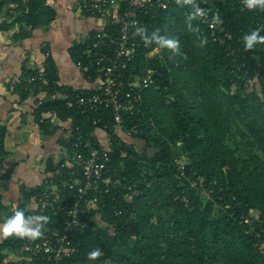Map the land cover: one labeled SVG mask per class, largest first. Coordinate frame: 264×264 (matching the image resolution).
<instances>
[{"label": "trees", "instance_id": "trees-1", "mask_svg": "<svg viewBox=\"0 0 264 264\" xmlns=\"http://www.w3.org/2000/svg\"><path fill=\"white\" fill-rule=\"evenodd\" d=\"M48 1L0 0V32L12 30V40L20 42L48 28L56 18ZM197 2L210 13L207 22H193L198 32L187 27L189 9L174 0H167L164 10L136 14L150 31L160 28L162 35L179 41L177 53L145 47L136 37L135 60L124 72V81H140L132 92L136 110L123 114L119 130L138 143L109 130L110 109L82 113L67 108L50 57L42 68L45 82L30 81L39 70L21 68L11 93L20 104L33 98V127L41 135L52 136L67 126L68 158L54 165L49 161L50 177L23 189L14 210L3 207L0 195V223L20 207L29 215L51 218L45 233L62 229L63 217L41 210L39 199L56 187L59 198L73 201L74 192L62 186L73 178V144L82 140L86 147L79 151L85 153L101 147L96 133L105 126L109 135L106 182L86 197H97L96 209L79 214L80 225L69 236L73 253L59 264H264V45L245 51L242 43L244 34L264 27V11H248L241 0ZM215 13L222 23L212 19ZM203 37L207 43L201 46ZM93 38L94 31L68 50L72 63H81L88 85H95L101 74L82 54ZM146 77L150 83L141 84ZM6 134L0 124V164L13 156L5 150ZM150 148L154 154L145 157ZM12 172L6 170L4 177ZM31 202L38 204L35 210L27 208ZM43 237L3 238L0 264H50L22 251ZM97 247L103 255L89 261L88 252ZM9 252L20 259L6 261Z\"/></svg>", "mask_w": 264, "mask_h": 264}, {"label": "built area", "instance_id": "built-area-1", "mask_svg": "<svg viewBox=\"0 0 264 264\" xmlns=\"http://www.w3.org/2000/svg\"><path fill=\"white\" fill-rule=\"evenodd\" d=\"M77 7L81 13L103 20V24L94 30L92 43L86 45L82 52L87 65L100 69L101 74L95 82L96 93L70 92L68 87L63 85L62 98L66 101L67 108H76L82 113L110 109L112 122L109 130L117 132L123 123V114H132L136 110V98L132 92H136L140 86V81H124V72L128 65L134 62L139 46L131 24L133 21L139 23L136 17L138 12L149 14L156 9H166L167 0H77ZM209 28L214 29V24L209 25ZM44 57H49L48 51ZM75 67L82 71L81 63H77ZM35 80L45 82L43 69L39 70L36 78H30L31 82ZM148 83L149 77L141 81L143 85ZM46 118L51 122L55 119L52 115H47ZM105 129L107 126L99 131L105 135L104 142L99 140L100 148H91L83 153L79 151L86 147L82 140L77 139L73 144L76 150L70 157V162L75 165L70 172L73 178L62 186L74 192V200L70 202L59 198L56 187L50 193L53 198L45 191L39 199L40 209L49 210L55 216L61 215L64 227L48 231L40 241L25 244L22 247L24 253L32 257H42L50 264H59L73 253L69 236L72 230L80 225L79 214L96 209L97 197L90 200H86V197L92 189L98 187L99 182H106L104 173L109 161V135L104 132Z\"/></svg>", "mask_w": 264, "mask_h": 264}, {"label": "crops", "instance_id": "crops-1", "mask_svg": "<svg viewBox=\"0 0 264 264\" xmlns=\"http://www.w3.org/2000/svg\"><path fill=\"white\" fill-rule=\"evenodd\" d=\"M70 3L73 4L74 11L78 15L92 20H101L86 17L79 12L77 0L48 1V4L54 9L56 7L65 9ZM94 30L93 27L83 28L84 32L77 43L86 42L89 34ZM12 34V30L7 33L0 32V124L7 128L5 150L13 155L10 160L0 164V195L2 205L7 211L17 207L23 189L35 188L46 182L51 175L46 173L49 161L54 165L60 160L68 158L64 147L67 126L64 125L62 131H58L52 136L41 135L33 127L31 115L33 98L20 104L18 97L11 93L21 68L25 66L29 69H42L45 61L44 54L48 51L49 57L55 65L59 84L78 90L97 88V85H88L85 82L81 71L75 67L71 60L74 69L69 67L63 59L65 56L70 59L68 50L73 44L69 46L62 44L60 51H52L46 42V44L36 42V30L29 39L20 42H14L11 38ZM98 133L100 132H97L96 136ZM8 169H13V172L8 177H4V173ZM33 204V202L29 203L27 208L33 209L31 207ZM1 223L3 222L1 221ZM7 255L6 261H10L8 257H12L14 253L9 252Z\"/></svg>", "mask_w": 264, "mask_h": 264}, {"label": "clouds", "instance_id": "clouds-1", "mask_svg": "<svg viewBox=\"0 0 264 264\" xmlns=\"http://www.w3.org/2000/svg\"><path fill=\"white\" fill-rule=\"evenodd\" d=\"M177 6L189 9L187 13V27L191 31L198 32L199 29L193 28L194 21L207 22L209 19V10L200 6L197 0H174ZM242 5L248 11H264V0H241ZM212 19L216 23H222L219 13H215ZM131 27L134 28L133 35L139 37L145 47H155L158 50H171L179 52V41L161 34L160 28H154L151 31L144 25L133 21ZM264 27L253 29L242 37V43L245 51H253L258 45H264V35H261ZM201 46L207 43V38L203 37L200 41ZM36 209L38 205L31 206ZM51 218L44 214H27L25 209L18 207L14 213L0 223V239L15 237L18 239H28L35 241L43 237L47 225ZM103 255L100 248H93L87 254L89 261H96Z\"/></svg>", "mask_w": 264, "mask_h": 264}, {"label": "rangeland", "instance_id": "rangeland-1", "mask_svg": "<svg viewBox=\"0 0 264 264\" xmlns=\"http://www.w3.org/2000/svg\"><path fill=\"white\" fill-rule=\"evenodd\" d=\"M74 9L75 8L73 4L71 3L66 6L65 9H59L58 7H56L55 10L57 14L55 20L48 26V28L36 31V42H39V44L43 42L44 44L47 43L52 51H60L62 49V44L64 46H69L80 41L82 32L86 30L85 29L83 31V28L93 27L94 29H96L103 23V21L101 20L84 18L83 16L78 15L74 11ZM12 43L14 42L12 41ZM63 59L68 63L69 67H71L72 69L75 68L69 58L65 56V58ZM116 133L120 134L121 137L128 143H138L128 136L124 135L121 130H118ZM97 137L101 142H104V134L100 132L98 133ZM179 164H182V162H179ZM8 259L16 261V259H20V256L18 254H14L12 255V257H8Z\"/></svg>", "mask_w": 264, "mask_h": 264}, {"label": "water", "instance_id": "water-1", "mask_svg": "<svg viewBox=\"0 0 264 264\" xmlns=\"http://www.w3.org/2000/svg\"><path fill=\"white\" fill-rule=\"evenodd\" d=\"M207 2H212V1H220V0H206ZM223 1V0H222ZM155 149L150 148L145 152V157H150L154 154Z\"/></svg>", "mask_w": 264, "mask_h": 264}]
</instances>
